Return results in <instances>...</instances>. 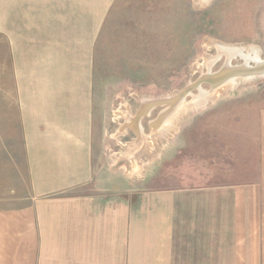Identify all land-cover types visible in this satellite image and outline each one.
<instances>
[{
    "label": "crops",
    "instance_id": "obj_1",
    "mask_svg": "<svg viewBox=\"0 0 264 264\" xmlns=\"http://www.w3.org/2000/svg\"><path fill=\"white\" fill-rule=\"evenodd\" d=\"M120 1L0 0V156L19 175L0 196V264H264V109L258 151L230 183L159 187L175 117L145 144L143 100L119 113L133 145L108 148L95 53Z\"/></svg>",
    "mask_w": 264,
    "mask_h": 264
},
{
    "label": "rangeland",
    "instance_id": "obj_2",
    "mask_svg": "<svg viewBox=\"0 0 264 264\" xmlns=\"http://www.w3.org/2000/svg\"><path fill=\"white\" fill-rule=\"evenodd\" d=\"M220 45L242 48V54L256 52L259 59H264V0H127L115 3L106 18L96 42L95 74L96 83L104 87L99 106L105 116L110 113L106 127L111 135L116 133L107 141L110 150L121 152L134 142L131 130L120 132L124 120L121 111L133 114L143 100L142 112L146 114L142 127L148 134L143 142L152 143V122L158 120L154 117L170 107L158 99L176 97L190 87L184 97L186 110L176 113L174 128L169 130L174 133L176 156L167 167L169 171L162 173L159 187L167 184V177L175 185L184 177L196 184L237 181L245 177L240 173L258 151L257 123L264 109V76L238 78L233 85L211 92L197 106L193 104L199 86L213 90L203 75L218 73L227 63L228 57L217 51ZM231 58L229 62L234 66L245 62L239 54ZM248 65H254V61ZM135 123L133 119L126 124L136 130ZM164 126L159 122L156 128ZM165 136L158 138L159 147H165V141H161ZM3 150L0 196L13 195V185L18 186L19 181L12 169L14 157L8 155L7 148ZM148 166H144V175Z\"/></svg>",
    "mask_w": 264,
    "mask_h": 264
},
{
    "label": "bare ground",
    "instance_id": "obj_3",
    "mask_svg": "<svg viewBox=\"0 0 264 264\" xmlns=\"http://www.w3.org/2000/svg\"><path fill=\"white\" fill-rule=\"evenodd\" d=\"M241 49L237 47H230V46H223V45L217 46L218 53L219 54L224 53V55L228 57L227 63L225 61L226 65L224 66L223 69L221 68L222 70L220 72L214 73V74L211 72H208L207 74L203 75L204 78L202 79L208 81L211 84V89L213 90L205 91L201 89V87L198 84L199 94L193 97L194 106L195 105L197 106L199 102H201L202 100H207V98L209 97L208 95H210V93L215 91L216 89L222 86H226V85H233L236 81H238V78L245 79V78L252 77L255 75H260V77L264 76V59H259L256 52H253L252 54H249V53L242 54L241 51L243 49L242 50ZM238 54L239 56L243 57L245 61L244 64L239 65V66L231 65L230 64L231 62L230 60H232V58L230 59L231 55L233 56V55H238ZM213 61L215 60L212 59V62ZM249 61H254V65H248ZM189 89L190 87L187 90H185V92L188 93L190 91ZM185 92L183 91V92L178 93L176 97L167 96L165 97V99H161V98L158 99L159 103L166 102L167 104L170 105V107L166 108L160 113V117L158 118L157 121L152 122V124L155 126L154 128L157 127V123L159 124V122H163V125L166 124V122L170 120V118H174L178 114L177 112L180 109L183 110L182 108H184L186 110L187 105L184 103V97L186 94ZM156 102L157 101L152 102V103H156ZM144 110L148 111V107L145 108ZM136 130L139 132L141 131V128L139 125H137Z\"/></svg>",
    "mask_w": 264,
    "mask_h": 264
}]
</instances>
